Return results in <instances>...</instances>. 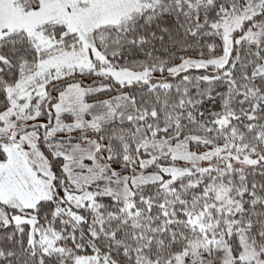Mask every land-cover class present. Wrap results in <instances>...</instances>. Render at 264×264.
Masks as SVG:
<instances>
[{"label":"snow or ice","instance_id":"obj_1","mask_svg":"<svg viewBox=\"0 0 264 264\" xmlns=\"http://www.w3.org/2000/svg\"><path fill=\"white\" fill-rule=\"evenodd\" d=\"M0 264H264V0H0Z\"/></svg>","mask_w":264,"mask_h":264}]
</instances>
